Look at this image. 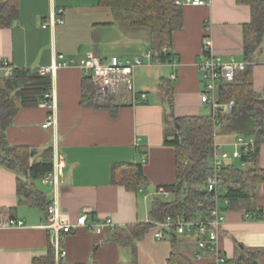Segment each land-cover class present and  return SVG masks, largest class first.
<instances>
[{"label": "crops", "instance_id": "1", "mask_svg": "<svg viewBox=\"0 0 264 264\" xmlns=\"http://www.w3.org/2000/svg\"><path fill=\"white\" fill-rule=\"evenodd\" d=\"M207 1L206 5L196 6L188 0H177L182 5L183 23L172 35L169 51L177 64L170 65L147 56L148 28L114 21L110 10L97 0H16V18L10 25L0 26V64L34 70L49 65L58 53L67 59L88 54L131 62L137 58L143 64L134 68L133 85L135 91L145 92L147 99L133 103L131 93L121 84L111 93L115 97L112 109L83 105L81 82L90 74L77 66L60 67L51 80L56 124L45 128L48 110L39 105L40 101L23 103L12 92L17 110L5 128L7 142L30 148L31 163L43 158L53 162L58 151L65 156L66 165L55 192L43 182V190L36 188L33 178L0 164V208L10 210L8 216L0 214V219L22 221V226L0 227V264H34V258L47 253L48 231L41 227L45 211L17 194L18 179L49 200L55 196L72 218L84 209L90 210L88 225L64 237V263L131 264L135 257L137 264H167L173 249L170 235L157 239L151 227L133 243H120L113 239L109 228L96 232L90 227L105 218L120 227L150 221V195H160L159 185L174 182V148L164 144L165 137L173 134V118L204 114L201 111L206 108L211 113L209 104L200 100L202 76L197 63L203 56V37H211L213 49L223 59L233 56L242 60V28L250 20L249 5L236 0ZM51 15L54 19L60 16L63 23L43 27ZM172 73L175 79H170L174 85L171 106L163 100L158 83ZM253 87L264 98V35L261 50L255 55ZM234 139L220 133L215 134L214 142ZM119 162H143V190L135 192L112 182V166ZM240 164L244 169L251 166L249 162ZM258 166L264 168V143L259 148ZM248 193L247 198L225 209L217 245L228 264L242 253L264 249V183L251 186ZM197 241L194 233L179 234L176 248L191 264H210L214 253L201 249ZM196 253L201 255L199 259Z\"/></svg>", "mask_w": 264, "mask_h": 264}, {"label": "trees", "instance_id": "2", "mask_svg": "<svg viewBox=\"0 0 264 264\" xmlns=\"http://www.w3.org/2000/svg\"><path fill=\"white\" fill-rule=\"evenodd\" d=\"M248 4L250 20L243 24V58L246 67L236 73L232 82L218 86V100L226 103L234 100L230 111H220L215 115L194 114L175 116L173 134L167 135L164 144L174 148L175 180L173 183L159 185L169 191L172 199L154 195L150 207V221L138 222L125 227L117 226L112 230V237L120 243H133L152 227V221L165 219L167 216H194L206 211L208 196L205 190L206 178L211 172L210 158L213 152L215 134L232 137L253 135L256 148L243 154L241 162H249L247 169L234 163L226 165L221 175L225 187V197L229 205L248 197L251 186L264 183V168L258 166L260 145L264 143V98L253 87V65L255 55L260 52L264 35V0H236ZM98 4L108 8L114 21L124 22L132 27H146L149 30V48L151 58L157 63H169L173 58L169 51L173 32L183 23L182 5L177 0H97ZM17 16L16 0L0 3V26H8ZM166 48L165 51L162 49ZM4 85L0 86V164L22 171L30 178H42L52 168V160L43 158L31 163L33 151L26 146H13L7 142L5 128L10 124L17 106L12 96L23 103L41 101L51 88L48 75H39L37 69L15 68L11 76L1 77ZM170 78H161L158 88L163 100L173 105L174 88ZM115 97L111 94L101 96L93 87L90 76L81 82L80 103L94 107L112 109ZM51 151V149H49ZM48 150V151H49ZM143 162L114 163L111 180L124 185L127 189L139 192L145 187ZM17 194L24 197L31 206L46 211L50 200L41 191L26 182L17 180ZM8 208H0V214L7 215ZM46 214V213H45ZM172 252L167 264H191L176 248L177 234L171 233ZM136 254L135 245H132ZM34 264H54V251L48 243L47 253L33 259ZM233 264H264V249L242 253L232 261ZM60 264H66L63 261ZM131 264H137L133 257Z\"/></svg>", "mask_w": 264, "mask_h": 264}, {"label": "built area", "instance_id": "3", "mask_svg": "<svg viewBox=\"0 0 264 264\" xmlns=\"http://www.w3.org/2000/svg\"><path fill=\"white\" fill-rule=\"evenodd\" d=\"M188 2L196 6L208 4L207 0H188ZM57 13L60 15L62 9H59ZM56 23H63V19L60 16L54 19L53 15H51L48 21L42 23V26L53 27ZM162 50L165 51L166 48ZM202 52L203 56L197 63L202 76L200 100L202 103L209 104L213 115L220 111H230L234 105V100L230 99L226 103H220L218 100V86L222 83L232 82L236 73L245 69L246 62L237 60L233 56L223 59L213 49L209 35H205L202 39ZM147 56L151 57L150 51ZM142 64L143 61L137 58L131 62L120 60L116 56L102 59L96 55L88 54L79 59H67L64 54L58 53L49 65L37 68V72L39 75H48L52 80L58 68L77 66L90 74L97 94L106 96L114 93L118 86L123 84L131 93L132 102L135 103L138 100L147 99L145 92L135 91L132 80L134 68ZM169 64L176 65L177 59L174 57ZM14 69L13 66L7 63H1L0 75L4 77L11 76ZM169 77L173 80L175 79V74L172 73ZM39 105L48 110L43 127L54 126L56 124V103L55 92L52 87L44 94V98L39 102ZM256 144V138L253 135H240L226 143L214 142L210 158L211 172L207 176L205 183V190L209 199L206 211L194 216H167L163 220L152 221L154 237L162 239L165 235H170L171 233L177 235L194 233L198 238V246L214 253L210 264H228L227 257L218 249L217 245L220 227L224 221L225 209L229 205V200L225 197L221 171L226 165L232 163L234 159L240 160L243 154L254 151ZM226 146H229L230 149H227ZM65 165V156L55 151L51 170L41 178L42 182L50 185L55 192L58 189ZM158 192L164 198L169 196V191L164 188H159ZM89 212V209H84L77 217L72 218L60 207L55 196L50 200L45 211V221L41 224V227L48 231V243L54 251V264H60L66 255L64 246L65 235L79 227H86L88 225ZM9 226H22V221L15 218L0 219L1 228ZM115 227V223L110 218H105L92 223L90 228L96 232H102L105 228H109L112 231ZM200 257V253L195 254V258L199 259Z\"/></svg>", "mask_w": 264, "mask_h": 264}, {"label": "rangeland", "instance_id": "4", "mask_svg": "<svg viewBox=\"0 0 264 264\" xmlns=\"http://www.w3.org/2000/svg\"><path fill=\"white\" fill-rule=\"evenodd\" d=\"M138 29H144V30H147V28H145V27H142V28H138ZM147 61H146V59H144V63H146ZM140 69H142V68H140ZM202 113H204V114H207L208 112H209V109H205V110H203V111H201ZM227 149H230V148H227ZM233 163L234 164H236L237 166H240L241 164H240V161H237V160H233ZM42 182V180L41 179H34V186L36 187V188H38V189H41V190H43L44 189V185L41 183ZM46 187H48V186H46ZM151 198H152V196L150 195V197H149V201L151 200ZM166 199H172V196L170 195V196H168Z\"/></svg>", "mask_w": 264, "mask_h": 264}, {"label": "water", "instance_id": "5", "mask_svg": "<svg viewBox=\"0 0 264 264\" xmlns=\"http://www.w3.org/2000/svg\"><path fill=\"white\" fill-rule=\"evenodd\" d=\"M221 109V108H220Z\"/></svg>", "mask_w": 264, "mask_h": 264}]
</instances>
